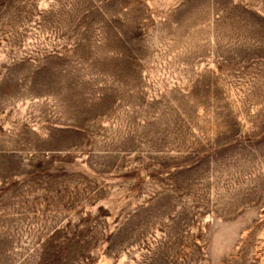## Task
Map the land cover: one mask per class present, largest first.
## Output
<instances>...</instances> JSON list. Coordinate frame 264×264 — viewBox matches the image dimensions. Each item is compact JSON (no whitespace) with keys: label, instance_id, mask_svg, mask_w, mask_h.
I'll return each mask as SVG.
<instances>
[{"label":"rangeland","instance_id":"obj_1","mask_svg":"<svg viewBox=\"0 0 264 264\" xmlns=\"http://www.w3.org/2000/svg\"><path fill=\"white\" fill-rule=\"evenodd\" d=\"M0 264H264V0H0Z\"/></svg>","mask_w":264,"mask_h":264}]
</instances>
